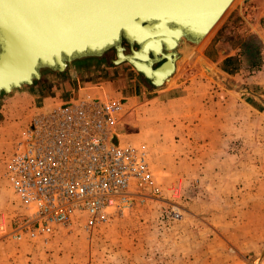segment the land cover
<instances>
[{"label": "rangeland", "instance_id": "obj_1", "mask_svg": "<svg viewBox=\"0 0 264 264\" xmlns=\"http://www.w3.org/2000/svg\"><path fill=\"white\" fill-rule=\"evenodd\" d=\"M214 44L220 54L210 62L202 54L214 57ZM183 55L160 88L123 63L0 97L6 229L24 210L4 178L5 160L32 114L85 95L70 96L77 82L89 95L122 100L120 143L146 151L158 188L91 229L73 223L44 241L0 233V264H264V0H235Z\"/></svg>", "mask_w": 264, "mask_h": 264}, {"label": "built area", "instance_id": "obj_2", "mask_svg": "<svg viewBox=\"0 0 264 264\" xmlns=\"http://www.w3.org/2000/svg\"><path fill=\"white\" fill-rule=\"evenodd\" d=\"M122 103L85 94L30 116L4 164L24 211L1 234L44 241L73 223L91 229L158 191L146 151L120 143Z\"/></svg>", "mask_w": 264, "mask_h": 264}, {"label": "water", "instance_id": "obj_3", "mask_svg": "<svg viewBox=\"0 0 264 264\" xmlns=\"http://www.w3.org/2000/svg\"><path fill=\"white\" fill-rule=\"evenodd\" d=\"M229 1L0 0V97L123 62L160 88L148 75L167 62L161 49L181 33L193 36L194 27L205 32Z\"/></svg>", "mask_w": 264, "mask_h": 264}, {"label": "bare ground", "instance_id": "obj_4", "mask_svg": "<svg viewBox=\"0 0 264 264\" xmlns=\"http://www.w3.org/2000/svg\"><path fill=\"white\" fill-rule=\"evenodd\" d=\"M235 0H230L228 5L225 7V9L223 10V12L220 14V16L217 18V20L203 33H201L200 31H198L196 29V27L193 28V36L189 35L187 33H181V34H177V38H175V45H168L166 48L161 49L160 52L163 51V53H169L168 55V60L167 62L161 67L159 68L156 72H150L149 73V77L154 78V85L156 87H160V86H167L169 85L172 80L174 79V75L177 72V64L179 63V61H181L184 57L183 52L186 49V54L187 52H192L194 51V49L196 47H198L203 40L209 35V33L217 26V24L220 22V20L222 19V17L224 16V14L226 13L227 9L229 8V6L234 2ZM196 35V36H194ZM172 37V36H171ZM134 59H136L138 62L143 63L145 66L148 65V63L141 59L139 56L138 57H134ZM160 60V56L157 55V57L153 60L151 59V63ZM128 64L127 62H123ZM120 63V64H123ZM129 65V64H128ZM133 68V66H131ZM139 69H143L141 66H138ZM135 70V68H133ZM149 72V71H148ZM147 72V74H148ZM14 93V92H13Z\"/></svg>", "mask_w": 264, "mask_h": 264}, {"label": "crops", "instance_id": "obj_5", "mask_svg": "<svg viewBox=\"0 0 264 264\" xmlns=\"http://www.w3.org/2000/svg\"><path fill=\"white\" fill-rule=\"evenodd\" d=\"M207 47V46H206ZM206 49H208V47L207 48H205V50ZM213 51L211 52L213 55H214V57H211V59L210 58H208L206 55H205V53L204 54H202L203 55V58H205L206 60H208V61H210V62H213V61H216L217 60V58H218V55L220 54L219 53V51H217L216 50V48H215V44L213 45ZM118 66V65H117ZM89 74V73H88ZM83 75H87L86 73L85 74H83ZM78 83V85H75V84H73V86H72V88L73 89H75V91H74V93L73 94H70V96H74V95H78V94H90V89H87L88 87H85V85H80L79 86V82H77ZM78 88H80L81 90H83V92L82 91H77V89ZM70 90H72V89H70Z\"/></svg>", "mask_w": 264, "mask_h": 264}, {"label": "trees", "instance_id": "obj_6", "mask_svg": "<svg viewBox=\"0 0 264 264\" xmlns=\"http://www.w3.org/2000/svg\"><path fill=\"white\" fill-rule=\"evenodd\" d=\"M208 58H211L209 55H206Z\"/></svg>", "mask_w": 264, "mask_h": 264}]
</instances>
